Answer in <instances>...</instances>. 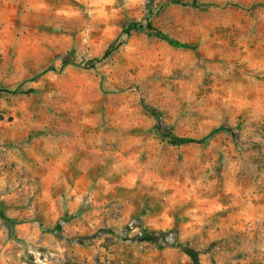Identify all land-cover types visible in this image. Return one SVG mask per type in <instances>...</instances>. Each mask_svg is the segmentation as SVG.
Wrapping results in <instances>:
<instances>
[{"label": "rangeland", "instance_id": "1", "mask_svg": "<svg viewBox=\"0 0 264 264\" xmlns=\"http://www.w3.org/2000/svg\"><path fill=\"white\" fill-rule=\"evenodd\" d=\"M0 213V264H264V0H0Z\"/></svg>", "mask_w": 264, "mask_h": 264}, {"label": "trees", "instance_id": "2", "mask_svg": "<svg viewBox=\"0 0 264 264\" xmlns=\"http://www.w3.org/2000/svg\"><path fill=\"white\" fill-rule=\"evenodd\" d=\"M174 5H179L181 7H185V8H201L202 6L201 5H198L197 2H192V3H187V2H180V1H176V2H173ZM139 30H147L149 32H152L154 33L158 38L162 39L163 41H165L166 43H168L171 47H174V48H177V49H185V50H192V51H196V47L195 46H192V45H189V44H185V43H180L178 41H175V40H171V39H168L166 37L163 36L162 32L157 29L153 23L150 21V20H147V24L144 25L142 23H139V22H133L131 23L125 30H124V33L127 35V36H131V33L133 31H139ZM117 50V47L113 44L111 46V48H109L104 56L102 58H98V59H95V60H92L91 62H89L87 64L88 67L90 68H94L95 65L97 63H100L101 61L109 58L113 52H115ZM68 65V64H66ZM1 91H6V90H1ZM6 92H9V91H6ZM16 91H13V92H9V93H15ZM208 139V137H205L203 139V141H206ZM180 141H187V140H180ZM0 217L7 221L9 224H12V220L10 218H8L5 214L3 213H0ZM139 241L140 242H150V243H154V244H163V243H167V240L164 239V237H160L158 233L156 232H151V231H148V230H143L139 236ZM195 264H200L199 262H196Z\"/></svg>", "mask_w": 264, "mask_h": 264}]
</instances>
